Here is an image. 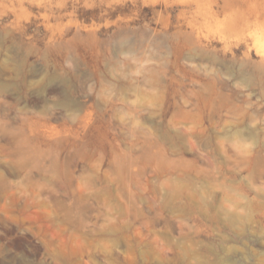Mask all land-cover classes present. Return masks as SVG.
I'll list each match as a JSON object with an SVG mask.
<instances>
[{"label": "rangeland", "instance_id": "obj_1", "mask_svg": "<svg viewBox=\"0 0 264 264\" xmlns=\"http://www.w3.org/2000/svg\"><path fill=\"white\" fill-rule=\"evenodd\" d=\"M0 264H264V0H0Z\"/></svg>", "mask_w": 264, "mask_h": 264}]
</instances>
